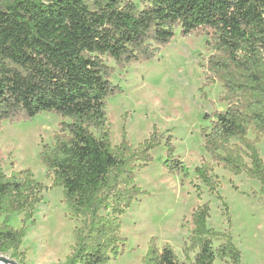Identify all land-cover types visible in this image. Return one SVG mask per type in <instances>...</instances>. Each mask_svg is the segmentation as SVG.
<instances>
[{
  "label": "trees",
  "instance_id": "trees-1",
  "mask_svg": "<svg viewBox=\"0 0 264 264\" xmlns=\"http://www.w3.org/2000/svg\"><path fill=\"white\" fill-rule=\"evenodd\" d=\"M176 31L210 36L206 44L213 54L206 68L224 89L220 101L227 108L214 112L210 128L202 131L204 150L227 171L247 173L264 186L256 147L264 135V0H0V122L43 112L62 118L53 145L40 153L52 187L63 189L70 215L81 219L61 264H107L118 257L124 244L118 217L141 195L134 172L147 166L163 138L153 132L133 148L123 131L112 147L106 100L118 88L107 61L119 69L147 62ZM166 141L164 168L189 177ZM210 172L205 162L194 169L214 193L217 180ZM42 191L29 170L0 172V218L22 213L29 221ZM209 209L206 203L192 214L186 250L195 253L193 264H241L230 237L206 227ZM23 237L22 229L0 222V255L10 253L23 264ZM217 239L223 242L215 248ZM141 264L182 263L170 246L158 250L153 243Z\"/></svg>",
  "mask_w": 264,
  "mask_h": 264
},
{
  "label": "rangeland",
  "instance_id": "rangeland-1",
  "mask_svg": "<svg viewBox=\"0 0 264 264\" xmlns=\"http://www.w3.org/2000/svg\"><path fill=\"white\" fill-rule=\"evenodd\" d=\"M209 40L207 35L182 37L176 31L170 43L147 62L119 69L107 61L115 69L111 81L118 88L106 100L112 147L121 143L123 131L133 148L153 132L163 136L150 152L147 166L134 172V185L141 195L118 217L124 244L118 257L107 264H141L153 243L158 250L170 246L180 263L193 264L195 253L186 250L194 230L192 214L206 203L210 208L206 227L230 237L241 254V264H264V186L247 173L232 174L204 150L202 131L210 128L214 112L227 108L220 101L221 83L206 68L213 54L206 44ZM61 121L54 113L43 112L27 120L0 122V172L10 175L29 170L43 186L41 201L29 221H24L22 213L0 218L24 231L23 264H61L75 245L74 232L81 219L70 215L63 189L52 187L40 159L43 147L53 145ZM168 138L174 157L189 168V177L164 168ZM254 138L248 134V139ZM237 143L234 140L231 145ZM256 147L264 164V135ZM243 160L250 166L246 157ZM202 162L216 177L214 193L194 174ZM222 242L215 240L214 247ZM3 256L10 257V253ZM213 264L230 262L217 259Z\"/></svg>",
  "mask_w": 264,
  "mask_h": 264
},
{
  "label": "water",
  "instance_id": "water-1",
  "mask_svg": "<svg viewBox=\"0 0 264 264\" xmlns=\"http://www.w3.org/2000/svg\"><path fill=\"white\" fill-rule=\"evenodd\" d=\"M0 264H19V263L10 257H5L3 255H0Z\"/></svg>",
  "mask_w": 264,
  "mask_h": 264
}]
</instances>
